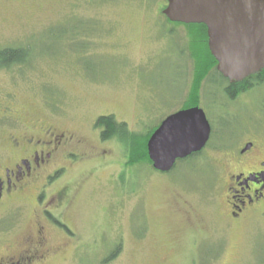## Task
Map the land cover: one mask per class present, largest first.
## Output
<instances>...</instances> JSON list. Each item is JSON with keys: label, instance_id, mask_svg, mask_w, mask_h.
I'll return each instance as SVG.
<instances>
[{"label": "rangeland", "instance_id": "rangeland-1", "mask_svg": "<svg viewBox=\"0 0 264 264\" xmlns=\"http://www.w3.org/2000/svg\"><path fill=\"white\" fill-rule=\"evenodd\" d=\"M167 1L0 0V49L29 50L27 63L0 67V162L24 126L83 140L68 148L80 155L67 173L70 191L54 201L71 184L64 178L46 192L75 234L70 238L45 221L49 253L39 264H103L119 244L107 264H264V215L250 216L243 228L231 225L217 149L225 136L239 140L251 121L264 139V86L231 100L217 85L218 74L208 76L200 106L212 124L210 145L170 172L128 167L119 141H100V116L145 133L183 108L193 80L194 36L163 15ZM61 163L56 155L50 169ZM10 200L15 203L0 221L16 225L12 244L34 227V190ZM195 238L213 249L224 240L223 251L202 256L189 244Z\"/></svg>", "mask_w": 264, "mask_h": 264}, {"label": "flooded vegetation", "instance_id": "flooded-vegetation-1", "mask_svg": "<svg viewBox=\"0 0 264 264\" xmlns=\"http://www.w3.org/2000/svg\"><path fill=\"white\" fill-rule=\"evenodd\" d=\"M260 74L261 72L253 74L252 76L255 79L247 77L239 81V87L247 84L250 88L243 93H237L234 99L237 100L245 94L264 86V79H262L263 81L256 79L264 76ZM246 80L248 81L245 82ZM259 102L263 104L264 100ZM164 119L157 124V127ZM252 126L256 129V123L251 121L250 130L240 135L239 140H237L239 136L234 138V136L228 135L221 138L223 140L218 145L220 148H217L222 153V159L219 163L224 168L222 170L224 171L225 190L231 199L227 205L228 219L231 221V225H240L242 228L247 224L250 216L264 215V139L259 136ZM24 128L20 135H12L10 139L12 147L8 150L6 159L0 162V219L1 214H4L15 203L14 200L10 199L21 198L26 193H32V190H34L36 221L23 241H15L12 244L8 243V239L13 230L17 228L16 225L14 226L13 223L10 227L0 221V264L43 263L49 253L48 249L43 248L46 246L45 240L48 231L47 226L44 224L46 222L47 225L51 224L70 238L75 234V231L64 221L62 215L56 212L58 208L52 209L50 207L52 203L47 200L46 192L50 185L64 178L68 179V183L71 184L64 186L66 190L59 191L60 194L58 193L54 197V201L57 199L62 200L64 193L67 195L70 191L73 178L70 175L72 178L70 180L67 173L70 172V167L74 166L80 155L75 150L68 148L82 144L83 140L76 134L68 131L59 132L52 127L38 132H32L31 126H24ZM104 131H106V127H100V141L111 140L102 138ZM212 134L213 128L210 140L204 149L184 159H179L175 167L180 162H189L200 156L209 147ZM56 155L62 157V163L57 168L50 169ZM40 180H43L42 185L32 186ZM223 241L218 243L217 249L208 247L209 242L207 239L195 238L189 240V244L195 245L197 247L196 251L199 250L198 252L202 256H219L223 251ZM202 242L204 245H201ZM185 243L187 244V240ZM35 244L36 246H34ZM12 246H15V248H11Z\"/></svg>", "mask_w": 264, "mask_h": 264}, {"label": "water", "instance_id": "water-1", "mask_svg": "<svg viewBox=\"0 0 264 264\" xmlns=\"http://www.w3.org/2000/svg\"><path fill=\"white\" fill-rule=\"evenodd\" d=\"M162 13L170 22L206 26L217 70L229 81L264 69V0H168ZM211 133L199 105L168 115L147 142L153 168L170 172L179 159L203 150Z\"/></svg>", "mask_w": 264, "mask_h": 264}, {"label": "trees", "instance_id": "trees-1", "mask_svg": "<svg viewBox=\"0 0 264 264\" xmlns=\"http://www.w3.org/2000/svg\"><path fill=\"white\" fill-rule=\"evenodd\" d=\"M184 25L190 28L192 36H194L192 39L193 54L191 57V59L193 58L192 60L194 64V73L190 92L185 102L183 103V108H189L197 105L200 106L201 89L203 87V83L208 76H211L212 73H217L221 78L217 85L219 86V88H221L225 96L231 100L235 98L237 93H243L250 88V86L247 84L239 87L238 82L231 83V81L225 78L217 70V61L209 50L207 28L204 24ZM28 58V49H0V67L9 68L16 64H24L27 63ZM260 72V75H264V69H262ZM248 78L253 79L254 76L251 75ZM256 79H261V81H263L262 79H264V76H260ZM247 81L248 80H246L245 82ZM96 126L106 127V131L102 133V138L104 140L115 139L124 146V154L127 158L128 167L138 168L140 166H152V161L150 160L147 152V142L151 134L157 128V125H155L154 127H148L145 133L133 132L128 129V126L125 122H119L113 115H109L99 117L96 122ZM120 251L121 245L119 244L113 252H111L106 258H104L102 263L107 264L109 261L115 259Z\"/></svg>", "mask_w": 264, "mask_h": 264}]
</instances>
